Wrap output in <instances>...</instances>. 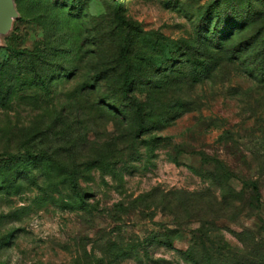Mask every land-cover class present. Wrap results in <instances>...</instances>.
<instances>
[{
	"label": "rangeland",
	"instance_id": "rangeland-1",
	"mask_svg": "<svg viewBox=\"0 0 264 264\" xmlns=\"http://www.w3.org/2000/svg\"><path fill=\"white\" fill-rule=\"evenodd\" d=\"M15 7L0 264H264V0Z\"/></svg>",
	"mask_w": 264,
	"mask_h": 264
},
{
	"label": "water",
	"instance_id": "water-1",
	"mask_svg": "<svg viewBox=\"0 0 264 264\" xmlns=\"http://www.w3.org/2000/svg\"><path fill=\"white\" fill-rule=\"evenodd\" d=\"M17 18L15 0H0V47L2 46V39L11 32L14 20Z\"/></svg>",
	"mask_w": 264,
	"mask_h": 264
},
{
	"label": "trees",
	"instance_id": "trees-1",
	"mask_svg": "<svg viewBox=\"0 0 264 264\" xmlns=\"http://www.w3.org/2000/svg\"><path fill=\"white\" fill-rule=\"evenodd\" d=\"M215 2V1H214ZM216 3V2H215ZM4 73H5V69H0V79L4 76ZM124 86H126L127 85V83L126 82H124V84H123ZM186 254H188V253H186Z\"/></svg>",
	"mask_w": 264,
	"mask_h": 264
}]
</instances>
